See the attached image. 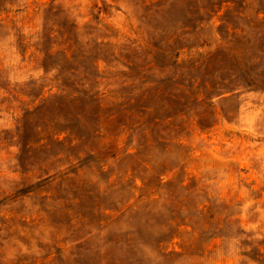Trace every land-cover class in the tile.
Wrapping results in <instances>:
<instances>
[{
    "label": "rangeland",
    "instance_id": "1",
    "mask_svg": "<svg viewBox=\"0 0 264 264\" xmlns=\"http://www.w3.org/2000/svg\"><path fill=\"white\" fill-rule=\"evenodd\" d=\"M0 264H264V0H0Z\"/></svg>",
    "mask_w": 264,
    "mask_h": 264
}]
</instances>
